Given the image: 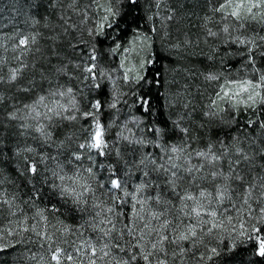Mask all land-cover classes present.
<instances>
[{"label":"trees","instance_id":"obj_1","mask_svg":"<svg viewBox=\"0 0 264 264\" xmlns=\"http://www.w3.org/2000/svg\"><path fill=\"white\" fill-rule=\"evenodd\" d=\"M108 6L119 12L118 26L106 28L99 37L102 42L97 43L89 29H94L106 15ZM165 6L170 15L161 23L157 13ZM207 8L208 0H139L134 8L126 0H0V230L8 227L13 233L0 240V264H55L47 253L57 249L62 252L60 264H69L65 262L67 255L73 257L78 251L82 252L81 259L76 258V262L81 264H91L92 260L96 264H147L136 246L140 233L134 238L127 228L133 227L134 220L143 227L147 220L158 226L165 219L171 222L167 230L170 240L187 232L189 226L195 227L196 236L179 244L166 242L164 251L154 252L151 264H157V259L166 264H264V258L254 254V242L240 236L238 227L233 230L227 224V231L215 229L208 233L205 223H190L181 214V193L197 197L196 190L203 188L212 194L208 201L217 204L216 186L228 183L233 194L222 202L218 215L243 207V218L250 226L256 220L249 219V207L242 204L241 196L249 183H258L256 177L264 176V105L225 109L218 102L215 114L205 117L193 88L210 74L219 79L204 81V89L243 74L259 81L264 73V41L258 37L264 36V25L248 22L245 28L236 30L230 26L229 33L222 37L206 38L200 28L210 22ZM58 14L60 18L56 17ZM11 28L15 37L29 39L27 48L18 47L25 50L20 57L19 50L14 51L7 43ZM136 36L145 37L147 44L141 54V66L134 82L113 87L117 94L115 107L108 81H100L99 87H79L83 83L81 54L89 52L88 58L95 56L102 69L110 73ZM237 36L256 37L261 47L253 48L254 63L248 62L249 54L243 46L233 43ZM241 51L245 55H240ZM9 68L19 70L13 82L6 76ZM137 77L143 79L137 81ZM69 89L77 103L74 119L49 113L46 116L50 120L36 129L27 122L19 123L18 103L32 102L39 94L47 98ZM141 98L151 101V113L145 111ZM96 100L102 102L98 112L92 108ZM83 112L99 117L105 132L106 146L100 150L104 155L87 147L95 119L85 117ZM126 116L138 122L136 131L145 141L141 144L145 158L142 161L139 151L128 150L123 141L120 128ZM156 128L162 131L149 130ZM82 144L86 146L81 148ZM172 147L179 151L172 163L176 167L166 171L165 157L172 158ZM204 150L221 157L222 173L235 176L238 171L247 183L220 177L212 182L206 163L196 160L197 153ZM245 156L249 159L245 160ZM187 161L204 167L190 174ZM29 164L36 167L35 173ZM89 168L92 175L87 172ZM173 172L182 177L175 186L171 183ZM74 175L81 177V184L91 185L92 191L84 193L83 188L74 185L68 179ZM190 175L196 179H188ZM61 176L65 178L61 180ZM116 178L121 181L122 190L108 191L111 180ZM140 186L142 191H137ZM72 188L83 195L62 193V189L70 192ZM123 190L128 193V200L122 203ZM261 191L256 188L249 201L251 215L256 217L264 207ZM132 195H138L142 203L131 202ZM108 208L113 211L108 212ZM4 213L9 219L4 218ZM153 213L159 214V220L152 219ZM140 216L145 219L139 220ZM107 218L115 225L110 236H105L102 229L112 225L100 223ZM239 218L237 211L232 223L239 224ZM154 238L155 233L149 239ZM89 242L97 249L96 256L91 255ZM101 248L110 255L103 256ZM41 251H47L44 262L38 258ZM133 253L136 260L132 259Z\"/></svg>","mask_w":264,"mask_h":264},{"label":"snow or ice","instance_id":"obj_2","mask_svg":"<svg viewBox=\"0 0 264 264\" xmlns=\"http://www.w3.org/2000/svg\"><path fill=\"white\" fill-rule=\"evenodd\" d=\"M127 5L131 8H134L138 3L139 0H126ZM213 12H219L222 14L221 19L226 21L223 27V31L225 33H229L230 26L233 28V30H236L237 28L243 29L246 27V23L248 22H257L261 25H264V0H223L222 3L219 4L217 7H213ZM119 16V12L114 10L111 6L106 7V15L102 16L100 18L99 23L96 25L94 29H89V35L94 36L97 38V43H101L102 41L99 40V37L103 36L105 34L106 28H112L113 25L118 26V20L116 19ZM230 18V19H229ZM231 21H235V24L232 25ZM211 35H216V33H212L210 31ZM259 40L264 41V36H259ZM32 42H35V37L32 38ZM233 43H237L240 46H243L246 49V52L249 54L248 56V62L254 63V56L251 55L253 52V48L255 47H261V45L256 43V37L252 38H241L240 36H237L234 38ZM29 45V39L28 37L21 38L19 40V46H23L27 48ZM240 55H245L244 51H241L239 53ZM261 55H264V52L261 53ZM92 59L95 60L96 57L92 56ZM96 68L95 64H92L91 66L86 68V71L92 75V79H95V73L94 69ZM19 70H15L12 72L11 80L14 81L17 78ZM125 81L127 82L129 80L128 75L126 74L124 77ZM137 81L140 79H143V77H137ZM207 79L209 80H218L219 77L215 74H210ZM158 83V81H157ZM99 87V86H98ZM219 91L216 93V100L213 101V104H217L218 102H223L225 104L230 105L232 108H239L240 105L247 107H254L257 104L264 105V92H262V89H264V73L260 75L258 82H253L249 79H240V80H227L225 79L219 86ZM71 90L69 89V92ZM247 93V99H244V94ZM63 95V93H61ZM259 98V99H258ZM45 100V97L41 96L39 100L37 101V104H43ZM141 105L145 108V111L151 113V101L147 98H141ZM73 106L75 107V104L73 103ZM115 106L114 104L112 105ZM47 107V105H45ZM63 110H67L64 108L63 105L60 106ZM92 108H94L97 112L102 109V102L100 100H96L95 103L92 104ZM34 110V109H33ZM54 110L51 107H48V112H53ZM58 114V113H57ZM37 118L40 116V113H36ZM85 116H92V112H86L84 113ZM251 123V122H250ZM261 127L264 128V123L261 124ZM153 132H160L162 131L160 128L156 129H149ZM184 131H187V129H184ZM103 132L101 129V125L99 121L96 122L95 125V132L92 135V142L87 145L89 148H94L97 150L102 149L105 147V143L102 139ZM86 145L82 144L80 145L81 148H84ZM177 149L173 148V152H176ZM100 155H104L102 151H100ZM198 156L203 157L207 163H209L213 168L216 167V162H218L221 157L217 156L215 154H211L210 152H198ZM79 159V156L76 157ZM245 160L249 159L247 156L244 157ZM237 164L239 161L236 162ZM173 167H176V165H173ZM204 165L201 164L199 166L192 165L190 166L187 171L191 174L193 170L199 171L200 168H203ZM31 171L35 173L37 171L35 166L31 167ZM235 171V169H233ZM87 172L92 175V169H87ZM174 179L171 181L173 186L176 185V182L182 177L178 176L177 173H172ZM213 178H223L225 181L229 179H235L238 181H245V178L239 174L238 171H235V176L232 175V173H229L228 175H225L222 172L219 171H213L211 173ZM65 177L61 176V180H63ZM69 180L72 181L74 185H79L81 188L84 189V193H87L89 191H92L91 185H88L86 183L81 184L80 180L81 177L79 176H70L68 177ZM188 179L195 180V176H189ZM258 183H249L248 187L244 190L241 199L243 205H248L250 217L249 219H255L256 223L251 224L250 226L243 218V207L237 209V211L240 213V231L239 235L242 237H246L248 241L254 242V254L260 258H264V207L260 208V215L258 217L251 215V205L249 204V201L253 197L254 190L256 188L262 189L261 191V197H264V176H260L256 178ZM112 189L116 190H122V183L121 181L116 178L111 180V187L108 189V191H111ZM143 186H140L137 191H142ZM62 193H68V194H75L77 197H80L83 195V193H77L75 188H72L69 192V189H62ZM126 195H128L127 192H125ZM233 194V190L231 189L230 185L228 183L218 185L217 191L215 195V200L218 202H223L226 198L230 199ZM211 193H206L205 191H201L199 193V197H194L191 193L185 192L182 196H180V199L183 201L187 200H193L196 203V207L192 208V213L195 214L196 218H200L202 216L204 205L201 202L202 198H206L207 196H211ZM135 198V197H134ZM7 202V201H5ZM79 202V201H77ZM142 203V201H139ZM96 207H100V205H96ZM235 207V205H233ZM103 211V210H102ZM102 211L98 212L97 215H102ZM108 212H112V208L107 209ZM191 213H189L190 215ZM211 219L207 221H201V223H205L210 225V227L207 228L208 233H212L214 229H223L227 230L225 227V220L224 218H221L220 220H217V211L215 209L207 211L206 213ZM139 220H144L145 218L143 216L138 217ZM159 214L153 213L152 219L159 220ZM227 223L230 225L233 230H235V225L232 224V217L229 215L227 218ZM101 224L107 223L112 225V227L107 229H102L104 231L105 236H110L112 230L115 228V225L112 224V220L110 218L103 219L100 221ZM171 222L168 220H163L160 222L158 226H153L151 220H147L143 227H139L136 224V221H133V227L127 228L128 234L133 236L134 238L137 236V233L139 232V239L137 240V245L140 248V254L142 255L144 261L147 262V264H151L150 258L153 257L154 252H162L165 250V243H173V244H179L181 241H185L190 239L191 237L196 236V231L194 226H189L187 229V232H180L174 239H169V236L167 235V230L170 227ZM127 227V226H126ZM179 227V226H177ZM23 231H27V228H24ZM0 233H2V230H0ZM153 233H155L154 239H149L153 236ZM13 233L11 231L8 232V235L11 236ZM4 237L2 234H0V240H3ZM143 241V243H140ZM150 245V247H149ZM89 247H91V255L96 256L97 249L95 247L91 246V242H89ZM105 248L108 247V244L106 243ZM131 247V246H130ZM2 250V249H0ZM60 251L57 249L53 255L52 260L56 262V264H60ZM100 251L103 253V256H109L110 253L108 251H105L104 248H101ZM213 255L217 254V250L215 248L211 249ZM69 260L72 259L71 256L67 257ZM103 258V257H101ZM132 259L136 260L137 256L136 253H133ZM91 264H96L95 260L91 261ZM157 264H166L165 260L163 259H157Z\"/></svg>","mask_w":264,"mask_h":264},{"label":"rangeland","instance_id":"obj_3","mask_svg":"<svg viewBox=\"0 0 264 264\" xmlns=\"http://www.w3.org/2000/svg\"><path fill=\"white\" fill-rule=\"evenodd\" d=\"M222 2H223V0H208V8H207L208 12L207 13L209 14L208 16H209L210 22H206V24H204L202 26V28H200V32L206 38L215 36V35H211L210 31L212 33H216V36L221 35V37H222V35H225V32L223 31V27H224V24L226 23V21L221 19V16H222L221 13H219V12H215L214 13L213 10H212L213 7L219 6V4L222 3ZM157 14L159 16V20H160L161 23H163V22L165 23L168 20L169 15H170L169 14V10H168V8L166 6L163 9H159V12ZM206 16H207V14H206ZM56 17L60 18V14H58ZM213 19H215V20H213ZM2 22L3 21H0V24ZM7 24H9V26L11 27V25H10L11 23H7ZM11 30L12 31H10L8 33L9 36L7 35V37H8L7 43L10 45V47H13L14 51H16V50L18 51L19 50L18 47L19 48H23V46H19V40L21 38H23V37H15V34L13 33V31H14L13 28H11ZM15 40H16V42H15ZM146 45L147 44L145 42V37L136 36L134 39H132V43H131L129 49L127 50V52H126V55H124V57L118 62V64H115L114 67H112V70H111L110 73H108V72H106V71H104L102 69V65H101L100 62H98L97 58L95 60L92 59V55H91L92 52H91V54H90L91 56H89V58H88V53L89 52L87 54H84V55L81 54V56H79L80 57L79 64H80V67H81V73L83 74V76H82L83 83L79 87H98V84H99L100 81H108L109 89H110V92H111V102H112V105L113 104L115 105L116 104L115 103V99L117 97V94L115 92V88H113V87H120L122 82L126 83V81L124 79L126 74L129 77V80L127 82H134V77H136L137 69H138V67L141 66V62H142L141 54L144 52ZM23 51L25 52L24 49L22 51L21 50L18 51L19 52L18 57H20V55H21V53ZM92 64L96 65V68L94 69V73H95V77H96L95 79H92V75L86 71V68L91 66ZM1 65H2V62H0V67H1ZM13 71H15V70L14 69L12 70L11 68H9V69H7V74H6V76H8V78H9V80L11 82H13L10 79ZM208 76L209 75L204 76L203 80L206 81V82L213 81V80L207 79ZM240 79H249V80H251L250 77L248 76V74H243V75L239 76L238 78H234V79H230V80H240ZM0 80H1V78H0ZM204 81L203 82H199L198 83L199 85L194 84L193 88L195 89L196 95L200 99V104H199L200 111L203 112V115L205 117H208V115H211L213 113L215 114V112H213V111H215L214 109L217 106H220L219 103L213 104V101L216 100V93L219 91V87L218 86L222 82H219L218 84H215V86L212 87V89H210V88L204 89L206 87L205 84H204ZM253 82H258V80H253ZM117 83L119 84V86H118ZM116 84H117V86H116ZM190 85H192V84H190ZM61 93H63V92L60 91V92L55 93L53 96L51 95V96H49L47 98L45 97V100H44L43 104H37V101L42 96L41 94H39V96L32 102H30V101H29V103L28 102L27 103L24 102L23 104L18 103V105L20 104V107H21L20 116H19V119H18L19 123L27 122L26 124H28L29 127H31L32 129H36V128H38L40 126L41 123H44V122H47V121L50 120L49 117L46 116L47 114L49 115V113L52 114V116L56 115L58 118H61V119H63L65 117V120L74 119L76 112H78V109L76 107V104H77L76 100L74 99V97L72 96V94L69 91L64 92L63 95H61ZM47 96H48V94H47ZM243 98L247 99V93L244 94ZM73 103L75 104V107L73 106ZM220 103H222V105H224L225 109L226 108L234 109V108L230 107V105H228V104H225L223 102H220ZM45 105H47V107H45ZM61 105H63L64 108L67 109V110L66 111L63 110L60 107ZM48 107H51L54 111L53 112H48ZM37 112L40 113V116L38 118H37V115H36ZM82 115H84V112L82 113ZM85 117H90V118H94L95 119L94 122H92V124H91V126L93 127L92 128V134H91V138H92V135L95 132V125H96V122L99 121V119H98L99 117H96L94 115L93 116H85ZM99 123H100V121H99ZM100 125H101V129H102V132H103L102 139L104 141V133L105 132H104V128H103L101 123H100ZM137 125H138V122H136L133 118H131V117L128 118V116H126L124 118V122H123V124H122V126L120 128V132L123 133V136L120 133H118V134H119V137L122 136L123 139H124L123 141L125 143H127V145H128L127 149L128 150L131 149L132 151H136V152L139 151L138 152L139 153L138 154V158H139V161H142L145 158L142 156L143 152L141 150H143L144 148H143V146H141V144L144 143L145 141L142 139V134L136 131L137 130V128H136ZM91 138H90L88 144L92 142ZM173 148H176V147H172V150L169 153V154H171V157H172L171 159L169 157L166 158L162 154H161L162 156L160 155L163 158L165 157V159L167 160V161L164 160V161H166L165 165L167 166L166 167V171L168 169H173L172 163L176 162L177 156L179 154L178 153L179 152L178 149H177L176 152H173ZM88 149L92 150V151H99V152L101 150V149L97 150V149L89 148V147H88ZM199 152H206V151L204 150V151H199ZM206 153H208V152H206ZM197 159H199L198 161H200L202 163H206V168L208 170H210L211 173L213 171H219V172L222 171L221 168L219 167V163H220L219 161L216 162V163H218V165L215 168H213L209 163H207L205 161V159L203 157H200V156L196 155V160ZM169 162H171V163H169ZM191 165H194V164H192V162H190L189 164L186 165V168H189ZM31 167H32L31 164H29V168H31ZM228 169H230V168H228ZM171 171H173V170H171ZM210 178H211L212 182H214L217 179V178L214 179L212 175H210ZM253 179H254V177H252L251 180H253ZM236 181L239 182L238 180H236ZM247 187L248 186H246L245 189ZM201 191H203V188H200V189L196 190V193H198L197 197H199V193ZM125 192H126L125 190H123V192H122L123 193L122 194V196H123L122 203L124 202V200H128ZM184 193L185 192H183L181 194L183 195ZM182 195H179V197L182 196ZM132 198L135 199V200L131 199V202L139 203V201H141V199L139 198L138 195H132ZM209 198L210 197H208V196L206 198H202L203 204L206 201L208 202V204H205L202 216L199 219L195 217L194 213H192V208L196 207L195 201H193V200L183 201V200L179 199V201L182 204V206H184V210L182 211L181 214H183L185 219L187 221H189L190 223L197 222V221H199L201 223V221H207V220L211 219L206 213H207V211L215 209L217 211V217H216L217 220H220L221 218H224L225 225H227L228 223H227V219L226 218L229 215H231L232 222H234L233 221L234 220L233 219V215L237 212V211H235L236 210L235 208H234L235 210L234 211H230V213H228V215L224 214V213H222L221 215H218V210L222 206V202H220V204H219V202H217V204H215L213 202L210 203L208 201ZM133 205H135V204H133ZM5 207H7V206L5 205ZM235 207L237 208V205ZM1 209H0V211H1ZM220 210H221V212L223 211V209H220ZM189 213H191V214L189 215ZM6 214L7 213H4V216ZM10 214L12 215V212ZM4 218L5 219H9V217H7V216H5ZM201 225H204V224L201 223L200 226ZM206 226H207V228L210 227V225H208V224H206ZM7 228L8 227H3L2 228V233H0V234H2L3 237L5 236V234L8 235L9 231L7 230ZM235 228H237V230L240 229V223L236 224V222H235ZM4 230H5V233L3 232ZM222 230L219 229V231H222ZM41 237H43V235H41ZM55 251L56 250H54L52 252V250H50V251L48 250L47 255L49 254L50 260L56 264V262L54 260H52V255H53V253ZM46 252L47 251H44V252L41 251L40 252V257H38V258H39V260L41 262H44V260L46 259V257H45ZM61 253L62 252L60 251V255H61ZM81 253L82 252H79V251H78V253H74L73 254L74 256L73 257L71 256L72 259L69 260L68 258H66L65 262L69 263V264H71V262H72V264H81V263L76 262V261H78V259H76V258L81 259V256L79 255ZM68 256H70V254L67 255V257ZM82 259H83V257H82Z\"/></svg>","mask_w":264,"mask_h":264}]
</instances>
